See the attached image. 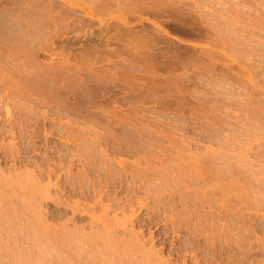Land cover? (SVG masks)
Segmentation results:
<instances>
[{
    "label": "rangeland",
    "instance_id": "obj_1",
    "mask_svg": "<svg viewBox=\"0 0 264 264\" xmlns=\"http://www.w3.org/2000/svg\"><path fill=\"white\" fill-rule=\"evenodd\" d=\"M163 1L98 11L101 26L78 25L88 0H0V179L53 170L55 199L37 213L47 237L0 181V264H264V0ZM101 195L95 215L127 220L112 236L65 205ZM20 205L23 221L1 216ZM133 237L145 254L118 248Z\"/></svg>",
    "mask_w": 264,
    "mask_h": 264
},
{
    "label": "bare ground",
    "instance_id": "obj_2",
    "mask_svg": "<svg viewBox=\"0 0 264 264\" xmlns=\"http://www.w3.org/2000/svg\"><path fill=\"white\" fill-rule=\"evenodd\" d=\"M164 3V1L163 0H88V3H90L91 4V6H92V9L95 7V12H96V14H94V9H93V11L92 10H88V8H85V9H82V14H83V18H81V20H79L78 21V25L79 24H82L83 25V23H85L86 24V19H87V22H88V24L89 25H91V23H92V19H96L98 22H100V24H101V26L104 24V22H103V20H102V18L100 19V15H101V13H99V12H101V10L103 11V10H105V9H108V10H105V11H107V12H109V10L111 9V8H113L114 10H116V11H118L119 13L120 12H123L124 14L126 13H128V14H132L133 16H135L137 13H139V15L141 14H144L145 12H146V14H147V12H152V10H154V9H156V8H158L157 6H159V11H160V9L162 10V8L160 7V5H161V3ZM166 2V1H165ZM167 3V2H166ZM178 3H179V1H178ZM169 4V3H168ZM168 4H166V5H168ZM165 5V7H167ZM177 5V4H176ZM162 7H163V5H162ZM176 7H178V6H176ZM52 9H54V8H52ZM113 9H111V10H113ZM165 9V8H164ZM71 10V9H70ZM156 10H158V9H156ZM63 11H64V9H63ZM69 10H66V12H68ZM99 11V12H98ZM164 11V10H163ZM153 12H155V11H153ZM158 12V11H157ZM157 12H155V14L157 13ZM103 13H104V11H103ZM159 13V12H158ZM100 14V15H99ZM159 14H161V13H159ZM70 15V14H69ZM104 15V14H103ZM102 15V16H103ZM140 15V16H141ZM63 16V15H62ZM99 16V17H98ZM138 16V15H137ZM136 16V17H137ZM139 16V17H140ZM142 16H144V15H142ZM65 17V16H64ZM67 17V16H66ZM69 17V16H68ZM67 17V18H68ZM74 17L76 18V15H74ZM106 17V16H105ZM132 17V16H131ZM205 17V16H204ZM210 17V16H209ZM208 17V18H209ZM59 18V17H58ZM80 18V17H79ZM79 18H77V20L79 19ZM141 18V17H140ZM210 18H212V17H210ZM60 19H62V18H60ZM207 19V18H206ZM74 20H76V19H74ZM90 21V22H89ZM217 21V20H216ZM204 22V21H203ZM220 22V21H219ZM122 23L123 24H125V25H127L128 24V22H127V20H124V21H122ZM212 23H213V21H212ZM211 23V24H212ZM81 25V26H82ZM213 25V24H212ZM218 25H219V23H218ZM214 27V26H213ZM161 28V27H160ZM218 28V27H217ZM261 30V29H260ZM216 31V30H215ZM222 31V30H221ZM218 32H219V29H218ZM246 39V38H245ZM14 131V130H13ZM9 132H11V131H9ZM14 133V132H13ZM7 134V133H6ZM251 149V148H250ZM246 150V149H245ZM213 153V152H212ZM247 153V152H246ZM257 155V154H256ZM208 156V155H207ZM229 157V156H228ZM217 158V157H216ZM243 159V158H242ZM248 159V158H247ZM229 160V159H228ZM48 161V160H47ZM212 161V160H211ZM230 161V160H229ZM244 161V160H243ZM256 161V160H255ZM214 162H216L215 160H214ZM237 162V161H236ZM29 163V162H28ZM211 163V162H210ZM231 163V162H230ZM259 163V162H258ZM59 164V163H58ZM207 164V163H206ZM224 164V163H223ZM215 165V164H214ZM218 165V164H217ZM221 165V164H220ZM235 165V164H234ZM52 166V165H51ZM247 166V165H246ZM72 168V167H71ZM231 168V167H230ZM234 169V168H233ZM232 169V170H233ZM230 170V169H229ZM236 170V169H235ZM36 171V170H35ZM45 172H43V170H42V172H40L39 171V173H35V175L34 174H30L28 171V173L27 174H24L25 176H21V174L23 175V173H21L20 174V176H19V174L17 173V171H16V175L18 174V176H13L14 178H17L18 177V179H14L15 180V182L14 181H11L10 179V181L8 180V179H6V177H5V179L4 178H1L0 179V181H2L3 182V184H7V186H3V185H1V186H3V189H4V191H5V188L4 187H6V188H12V192H13V188H19V190H20V192H22L23 191V193H25L24 195H26L28 198H26L27 200L26 201H24V199L22 198V197H24V195H23V193L21 194V197H20V195L19 194H17L16 193V191H19V190H17L16 189V191H15V194H14V192L12 193L11 191H10V189L8 190V189H6L7 190V193L6 194H9L10 192H11V194H12V196H10V197H8L7 195V197L5 196V195H1L0 196V200H2V203H3V205H4V201H3V199H5V197H6V199L5 200H8L9 198H14V200H15V198H16V196L18 195L20 198H22V200H23V202H25L26 204H23L22 205V203L23 202H21L20 200H18V196H17V198H16V202L14 203V201H12L13 202V204L11 203V205H17L18 203H20L21 205H22V208L24 209L25 207V214H27L26 216H25V218L27 219L26 220V224L27 225H25V226H27V228H28V224H29V226H31L32 227V225L34 226V227H36L34 224V222H36V220H37V226L38 227H40L41 228V230H42V232H44V231H47L48 233L47 234H45L46 232H44L43 234H45L47 237L51 234V232H49L48 230H50V228H49V226H47L46 227V225L45 226H43V221H46V220H43V219H41V220H43L42 222L41 221H39V216L37 215V213L39 212V215H40V213H42V211L41 210H43L44 209V206H43V208L41 207L42 206V204L44 203V202H50V201H55V199H54V197L52 196V192H54V191H51V189H52V183H51V180H52V178H53V174H52V171H50V172H48V173H46V169L44 170ZM48 171V170H47ZM55 171V170H54ZM61 171V170H60ZM233 172V171H232ZM235 172V171H234ZM238 172V171H237ZM26 173V172H25ZM33 173V172H32ZM230 173V172H229ZM2 174H4V173H2ZM54 174H55V172H54ZM11 175V174H10ZM75 175V174H74ZM244 175V174H243ZM2 176V175H1ZM5 176H7V175H5ZM12 176H10V177H12ZM56 177V176H55ZM9 178V177H8ZM77 178V177H76ZM12 179V180H13ZM87 179V178H86ZM8 180V181H7ZM49 181L48 183L46 182V184L45 185H43V183L42 184H40L41 182H45V181ZM65 180V179H64ZM255 180V179H254ZM66 181V180H65ZM241 181V180H240ZM252 181V180H251ZM9 182H11V184L9 183ZM68 182V181H67ZM1 183V182H0ZM10 185H9V184ZM86 183V182H85ZM106 183V182H105ZM81 184V183H80ZM55 185V184H54ZM83 185V184H82ZM92 185V184H91ZM0 186V187H1ZM10 186V187H9ZM13 186V187H12ZM72 187V189H73V187H74V183H71V185L70 184H65V188L64 189H62V192L64 193V192H68L67 191V188H69V187ZM81 186V185H80ZM71 187L69 188V192L71 193V192H74V190L75 189H77L76 187L74 188V190H72L71 189ZM85 187V186H84ZM97 187V186H96ZM56 188V187H55ZM62 188V187H61ZM80 188V187H79ZM91 188V187H90ZM58 189V188H57ZM81 189V188H80ZM84 189V188H83ZM79 190V189H78ZM77 190V191H78ZM85 190V189H84ZM91 190V189H90ZM104 190V189H103ZM8 191H9V193H8ZM76 191V190H75ZM92 191L94 192V193H96V191H94V189H92ZM105 191V190H104ZM6 192V191H5ZM19 192V193H20ZM60 192V191H59ZM79 192V191H78ZM81 192H82V189H81ZM85 192V191H84ZM86 192H88V191H86ZM90 192V191H89ZM89 192H88V194H89ZM99 192H102V190L100 189V191ZM99 192L97 193L98 194V196H100L99 195ZM77 193V192H76ZM83 193V192H82ZM1 194V193H0ZM17 194V195H16ZM74 194V193H73ZM78 194V193H77ZM79 194H81V193H79ZM79 194H78V196H79ZM84 194V193H83ZM83 194H82V196H83ZM87 194V193H86ZM85 194V195H86ZM86 195V196H89V197H91L90 195ZM92 194V193H91ZM23 195V196H22ZM55 195V194H54ZM62 195V194H61ZM60 195V196H61ZM94 195H96V194H94ZM106 195V194H105ZM25 196V197H26ZM56 196H59V195H56ZM81 196V195H80ZM86 196H83L82 198H84V197H86ZM98 196H94V197H98ZM4 197V198H3ZM89 197H87V199L89 198ZM93 197V196H92ZM91 197V198H92ZM105 197H107V196H105ZM2 198V199H1ZM58 198H60V197H58ZM63 197H61V199H62ZM79 198V197H78ZM102 198L104 199V196L102 197V195H101V197H100V200H98L97 202H96V205L97 204H103L104 202H101V201H103L102 200ZM96 199V198H95ZM98 199V198H97ZM106 199V198H105ZM104 199V200H105ZM11 200H13V199H11ZM11 200L9 199L8 201H9V203L11 202ZM8 201H6V202H8ZM17 201H20V202H18L17 203ZM56 203H59V205L61 204V205H64V203L63 202H61L60 200H58V199H56ZM76 201H78V200H76ZM80 201V200H79ZM142 201V200H141ZM90 202V201H89ZM55 203V204H56ZM68 203V202H67ZM80 203V202H79ZM78 202H76V203H72L73 205H69V203L68 204H65L66 205V207L68 206V207H70L71 208V210H72V214L75 216L76 214L77 215H82V216H85L86 215V217L89 215L90 216V219H91V222H92V224H93V226H92V224H91V226H92V228L94 227V225H97V228H98V226L99 225H101L102 226V228L101 229H103L102 230V232L104 233V235L103 236H105V234H106V236H108L107 234H110V232H111V236L112 235H114V232L117 230V228H122V226H127L125 223L127 222V220H123L125 223V225H123V221H121L120 219H122V218H119L118 219V217H116L117 219H115V215L113 216L114 217V219L116 220V221H118V222H115V221H113V218L110 220H107L106 219V213L105 212H107V209H110L109 207H111V208H114V206L112 207V205H110L109 207H107L106 205L105 206H101L102 207V210L104 211V212H101V214H100V216H104V218H103V216L102 217H99V214L97 213V215H95L96 213H95V211L98 209V205L96 206V205H91V204H89V205H87V208L88 207H92V208H88V209H90V210H88L87 208H82V206H80V204H79ZM106 203H108V202H106ZM82 204V203H81ZM92 204H94V203H92ZM5 205H7L6 207L8 208L9 207V205L7 204V203H5ZM19 205V204H18ZM21 205L20 206H16V208L14 209H6L5 208V206H4V208L6 209V211H5V209L4 208H2L5 212H3L4 213V215H1V216H5V218H6V216L8 217H10L9 219L11 220V218H16V217H18L19 216V218L21 217L20 215H19V211L20 210H18V209H22V208H20L21 207ZM26 205V206H25ZM60 205V206H61ZM2 206V205H1ZM85 206V205H84ZM143 206V205H142ZM63 207V206H62ZM100 207V208H101ZM132 207V206H131ZM40 208H41V210H40ZM117 208V207H116ZM40 210V211H37V210ZM68 208H66V210H67ZM87 209V210H86ZM118 209V208H117ZM116 209V210H117ZM68 210H70V209H68ZM112 210V209H111ZM1 211V210H0ZM45 211V210H44ZM91 211H93L94 213H90ZM101 211V210H100ZM99 211V212H100ZM16 213V215L14 214L13 215V213ZM96 212H98V211H96ZM22 213H24V211L22 212ZM70 213V212H69ZM103 213V214H102ZM108 213V212H107ZM1 214V213H0ZM21 214V213H20ZM59 214V213H58ZM68 214V213H67ZM71 214V213H70ZM71 214V215H72ZM105 214V215H104ZM11 215H13V216H11ZM42 215H44V214H42ZM41 215V216H42ZM62 215V214H61ZM108 215V214H107ZM23 216V215H22ZM24 216H23V219H24ZM39 217V218H38ZM72 217V216H71ZM71 217H69V218H71ZM4 218V217H3ZM77 218V217H76ZM81 218V217H80ZM79 218V219H80ZM84 218V217H83ZM128 217H126L125 219H127ZM131 218H132V216H131ZM8 219V218H7ZM8 219V220H9ZM21 219V218H20ZM46 219V218H45ZM74 219V218H73ZM72 219V220H73ZM1 220V219H0ZM15 220V219H14ZM13 220V221H14ZM19 220V219H18ZM22 220V219H21ZM25 220V219H24ZM23 221V220H22ZM38 221L40 222V223H38ZM68 221L69 222H71L69 219H68ZM113 221V222H112ZM128 221H130V218H129V220ZM1 222V221H0ZM6 222V221H5ZM8 222H10V221H8ZM18 222V221H17ZM68 222V223H69ZM76 222V221H75ZM21 223V222H20ZM41 223H42V225H41ZM61 223V222H60ZM67 223V222H66ZM133 223V222H132ZM3 224V223H2ZM89 224V225H90ZM122 225V226H121ZM130 225H131V223H130ZM3 226H4V224H3ZM17 226V225H16ZM53 226V225H52ZM63 226V225H62ZM74 226V225H73ZM72 226V227H73ZM83 226V225H82ZM0 227H1V225H0ZM58 227V226H57ZM84 227V226H83ZM18 228V227H17ZM16 228V229H17ZM53 228H54V226H53ZM61 228V227H60ZM65 228H66V226H65ZM65 228H63V229H65ZM125 227H123V229H124ZM127 228V227H126ZM132 228V227H131ZM2 229V228H1ZM3 229H5V228H3ZM1 230L2 232H6V231H8V230ZM29 229H30V227H29ZM39 229V228H38ZM37 229V227H36V230H38ZM63 229L62 230H52V233H55L54 235H53V237H55V242L57 243V238H61V237H63V234L65 235H67L68 233H66V231L64 230L63 231ZM79 229V228H78ZM100 229V230H101ZM134 229V228H133ZM31 230V229H30ZM36 230H34V232H36ZM40 229L38 230L39 232L41 231ZM95 231H96V228L94 229ZM100 230H98L99 232L97 233V231L95 232L96 234H98V236L100 235V234H102V232L100 231ZM125 230V229H124ZM132 230V229H131ZM11 230H9V232H10ZM70 231V230H69ZM82 231V230H81ZM71 232V231H70ZM88 232V231H87ZM117 232V231H116ZM115 232V233H116ZM1 233V232H0ZM8 233V232H7ZM77 233H78V231H77ZM82 233V234H81ZM79 235H83V234H85V233H83V231L81 232ZM100 233V234H99ZM113 233V234H112ZM10 234V233H9ZM9 234H7V235H9ZM23 234H26L25 233V231L23 232ZM74 234V233H73ZM72 234V236H74ZM78 234L76 235V231H75V237H79V239H81L80 237H82V241L84 240H86V239H88V237H87V235L85 234V236H86V238H85V236H78ZM90 234H93L94 235V233H91L90 232ZM13 235V234H12ZM18 235V234H17ZM22 235V234H21ZM20 235V236H21ZM32 235H34V233L32 234ZM52 235V234H51ZM70 235V234H69ZM68 235V236H69ZM93 235H91L93 238L95 237H97V236H93ZM136 235V234H135ZM1 236V235H0ZM10 236V238H11V234L9 235ZM15 236V235H14ZM19 236V237H20ZM29 236V235H28ZM41 236H42V234H41ZM44 236V235H43ZM90 236V237H91ZM102 236V235H101ZM102 236V237H103ZM105 236V237H106ZM110 236V235H109ZM137 236V235H136ZM7 237V236H6ZM45 237V236H44ZM52 237V236H51ZM51 237H50V239H51ZM52 237V238H53ZM65 237V236H64ZM67 237V236H66ZM71 237V236H70ZM91 237V238H92ZM100 237V236H99ZM13 238V237H12ZM39 238V237H38ZM74 238V237H73ZM83 238H85V239H83ZM112 238H114V237H112ZM124 238V237H123ZM133 238H135L134 240L135 241H133V240H130V241H132V242H130L129 240H127V242L129 241L130 242V244L129 245H123L124 243H122V245H120L121 247H119L118 246V248H121L122 250H123V252H126V253H130V251H132V255H131V253H130V255H131V257L133 256V257H135L134 255H137L136 254V252L138 253V252H140V250L142 249L141 247V249L139 248V246L137 245V241H138V239L136 240V237H133ZM132 238V239H133ZM15 240L17 239L16 237L14 238ZM13 239V241L15 242V245H17L16 244V242L18 241H22V240H14ZM20 239H21V237H20ZM23 239V238H22ZM25 239V238H24ZM23 239V240H24ZM43 239H46V237L45 238H43ZM42 239V240H43ZM50 239L48 240V241H50ZM59 239H58V241H59ZM71 239H72V237H71ZM71 239H70V241H71ZM100 239V241H101V238H99ZM99 239L97 238L96 240H95V242L98 240L99 241ZM103 239V238H102ZM105 239V238H104ZM107 239H108V237H107ZM111 239V238H110ZM118 239V238H117ZM7 240V239H6ZM46 240V243H48V241ZM53 239H51V241H54ZM64 240V239H63ZM63 240H61V243H65L66 242V240H65V242H62ZM93 240V239H92ZM106 240V239H105ZM5 241V240H4ZM31 241V240H30ZM36 241V240H35ZM35 241H34V243H35ZM45 241V240H44ZM50 241V242H51ZM68 241V240H67ZM69 241V242H70ZM73 242H71V243H73V245H74V243L76 242H74V240H72ZM79 241V240H78ZM108 241V240H107ZM115 241V240H114ZM120 241H121V239H120ZM120 241H119V244H121L120 243ZM8 242V241H7ZM23 242V241H22ZM21 242V243H22ZM28 242V241H27ZM27 242H23V243H27ZM37 242V241H36ZM49 242V243H50ZM55 242H53V243H55ZM90 242H91V240H90ZM89 242V240L88 241H86V244H89L90 243ZM103 242V241H102ZM116 242V241H115ZM126 242V241H125ZM126 242V243H127ZM139 242V241H138ZM5 243V242H4ZM22 243V244H23ZM45 243V242H44ZM45 243V244H46ZM52 242H51V244H53ZM58 243H60V241L58 242ZM60 243V244H61ZM77 243V242H76ZM82 244H83V242H81ZM85 243V242H84ZM92 243V242H91ZM8 244H9V242H8ZM12 244V243H11ZM19 244V243H18ZM80 244V243H79ZM78 244V245H79ZM95 244V243H94ZM97 244V243H96ZM95 244V246H97ZM100 244V243H99ZM98 244V245H99ZM104 244V243H103ZM102 244V245H103ZM107 244V243H106ZM109 244V243H108ZM118 243L116 244V245H119ZM139 244H140V242H139ZM34 245H36V244H34ZM77 245V244H76ZM76 245H74V246H76ZM85 245V244H84ZM140 245H142V244H140ZM49 246V244L47 245V247ZM92 245L90 244V246H88V248L89 247H91ZM94 246V245H93ZM92 246V247H93ZM95 246H94V248H95ZM104 246V245H103ZM106 246V245H105ZM104 246V247H105ZM0 247H1V245H0ZM10 247V246H9ZM91 247V248H92ZM102 248V246H100L99 245V247L97 246L96 248ZM113 247V246H112ZM143 247V246H142ZM2 248V247H1ZM5 248V247H4ZM16 248V247H15ZM30 248V247H29ZM87 248V249H88ZM94 248H93V250H94ZM100 248V251H102L103 250V248L101 249ZM109 248V247H108ZM107 247H106V250H107V252L109 251V252H112V250L110 251L109 249H108ZM117 248V247H116ZM117 248V249H118ZM10 249V248H9ZM56 249H58V248H56ZM70 249V248H69ZM68 249V250H69ZM105 249V248H104ZM140 249V250H139ZM145 249V248H144ZM6 250V249H5ZM12 250V249H11ZM18 250H20V249H18ZM51 250H53V249H51ZM59 250H61L60 248H59ZM63 251H65L66 250V252L69 254V251H67V247H66V249H62ZM89 250H90V248H89ZM88 250V251H89ZM93 250L91 249V251L93 252ZM114 250H116V249H113V252H114V254H116L115 253V251ZM4 251V250H3ZM32 251V250H31ZM54 251V250H53ZM62 251V252H63ZM74 251V250H73ZM103 251H105V250H103ZM103 251H102V253H103ZM119 252L121 251L120 249L118 250ZM144 251V250H143ZM143 251H141L142 253H144ZM1 252V251H0ZM7 252H9V251H7ZM57 252V251H56ZM60 252V251H59ZM90 252V251H89ZM89 252H87V253H89ZM95 252V251H94ZM97 252V251H96ZM95 252V253H96ZM106 251H105V254L104 255H106V259L108 258L109 260H110V258L109 257H107L108 255H109V253H107ZM117 252V251H116ZM135 252V253H134ZM140 252V253H141ZM17 253V252H16ZM82 253V252H81ZM86 253V254H87ZM98 253V252H97ZM118 253V252H117ZM58 254V253H57ZM61 254V253H60ZM59 254V255H60ZM63 254V253H62ZM91 254V253H90ZM90 254H88V255H90ZM94 253H92V255H93ZM108 254V255H107ZM112 254V253H111ZM119 254V253H118ZM120 254H122V252L120 253ZM125 254V253H124ZM145 254V253H144ZM6 255V254H5ZM25 255V254H24ZM33 255V254H32ZM56 255V254H55ZM54 255V256H55ZM83 255V254H82ZM91 255V256H92ZM97 255H99V254H96V256ZM117 255V254H116ZM126 255H128V254H126ZM141 255V254H140ZM146 255H147V253H146ZM146 255H142V257L141 258H143V256H145V258L144 259H148V258H146ZM4 256V255H3ZM17 256V255H16ZM26 256V255H25ZM53 256V257H54ZM94 256H95V254H94ZM94 256H92V257H94ZM96 256H95V258H96ZM101 256V255H100ZM113 256V255H112ZM121 256H124L123 254L121 255ZM138 256V255H137ZM156 256V255H155ZM12 257V256H11ZM44 258H45V256H43ZM59 257V256H58ZM66 257V256H65ZM71 257V256H70ZM99 257V256H98ZM104 257L105 256H103L102 255V258L104 259ZM113 257H115L114 258V260L116 261L117 259L116 258H118V256L116 257V256H113ZM125 258L127 257V256H124ZM130 257V256H129ZM139 257V258H140ZM147 257H149L148 255H147ZM1 258H2V256H1ZM77 258V257H76ZM95 258H92V259H95ZM101 258V259H102ZM139 258L137 259V260H139ZM152 258H153V256H152ZM12 259V258H11ZM31 259H33V258H31ZM64 259V258H63ZM111 259H112V257H111ZM122 259H124V258H122ZM122 259H120L121 261H122ZM135 259V258H134ZM134 259H132V261L134 260ZM4 260H5V258H4ZM12 260H14V259H12ZM53 260V259H52ZM62 260V259H61ZM76 260V259H75ZM98 260V259H97ZM99 260H100V258H99ZM114 260H112V261H114ZM126 260V259H125ZM125 260H123L124 262H125ZM129 260V259H128ZM128 260H126V262L127 263H129V261ZM130 260H131V258H130ZM148 260H150V259H148ZM148 260H146L147 261V263H148ZM30 261V260H29ZM38 261V260H37ZM59 261V260H58ZM95 262H97V264L99 263L98 261H96V259L94 260ZM93 261V262H94ZM104 261H105V259H104ZM106 261H108V260H106ZM111 261V260H110ZM144 261V263L142 262V261H140V263L142 262V264H146L145 263V260H143ZM31 262V261H30ZM82 262V261H81ZM94 262V264H96ZM117 262V261H116ZM118 262H119V258H118ZM118 262L116 263V264H118ZM9 263V262H8ZM15 263V262H14ZM29 263V262H28ZM27 263V264H28ZM61 263H63V262H61ZM60 263V264H61ZM79 263V262H78ZM84 263V262H83ZM91 263V262H90ZM104 263V262H103ZM106 263V262H105ZM112 262H107V264H111ZM120 263H123V262H120ZM127 263H125V264H127ZM130 263H132L131 261H130ZM135 263L137 264V261L135 260ZM134 263V264H135ZM153 263H155L156 264V262H153ZM34 264V263H33ZM36 264V263H35ZM49 264V263H48ZM57 264V263H56ZM65 264H67V263H65ZM73 264V263H72ZM81 264V263H80ZM100 264H101V262H100ZM113 264H115V262L113 263ZM124 264V263H123Z\"/></svg>",
    "mask_w": 264,
    "mask_h": 264
}]
</instances>
